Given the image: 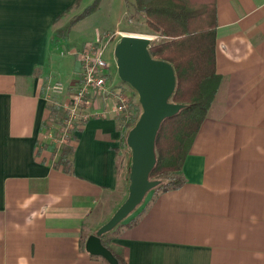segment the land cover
I'll return each mask as SVG.
<instances>
[{"label":"crops","instance_id":"obj_1","mask_svg":"<svg viewBox=\"0 0 264 264\" xmlns=\"http://www.w3.org/2000/svg\"><path fill=\"white\" fill-rule=\"evenodd\" d=\"M210 1L221 81L183 184L152 193L104 238L125 264H264V0ZM74 3L0 0V264H108L83 242L127 197L111 96L90 98L93 114L62 146V126L46 123L47 104L79 88L72 77L74 90L50 99L44 82L55 19ZM111 82L135 109L134 91Z\"/></svg>","mask_w":264,"mask_h":264},{"label":"trees","instance_id":"obj_2","mask_svg":"<svg viewBox=\"0 0 264 264\" xmlns=\"http://www.w3.org/2000/svg\"><path fill=\"white\" fill-rule=\"evenodd\" d=\"M133 1V7L142 14L149 31L161 37L150 44V55L154 59L170 63L174 69L176 85L169 100L184 105L175 115L162 121L156 134V162L149 174L150 179L159 181L158 185L151 189L153 195H156L159 192L177 189L183 184L181 167L184 158L215 98L221 81L215 66L216 35L210 25L213 21L214 4L210 0ZM69 9L70 7L67 10ZM61 15L55 21H58ZM83 15L81 13L78 18L81 19ZM47 108L50 114L46 123L55 121L63 126L67 113L56 104H47ZM140 110L138 103L133 109V105L129 102L131 115L129 123H123V118L118 117L121 146L126 149L127 155L130 152L126 144L127 132L137 120ZM45 125L44 123L43 127H46ZM75 130L76 128L69 132L68 141L74 139ZM70 148H63L59 164L70 165L66 159L72 151ZM126 169L125 178L128 187L129 161ZM137 219H132V224ZM119 225L121 222L114 229ZM112 231L113 229L102 234L101 241L119 264H125L121 253L104 242V238Z\"/></svg>","mask_w":264,"mask_h":264},{"label":"water","instance_id":"obj_3","mask_svg":"<svg viewBox=\"0 0 264 264\" xmlns=\"http://www.w3.org/2000/svg\"><path fill=\"white\" fill-rule=\"evenodd\" d=\"M150 41L146 35L123 34L113 52L117 76L136 92L141 110L126 136V144L131 152L127 197L84 243L85 251L102 257L108 264L119 263L102 243L101 235L125 219L142 203L145 194L158 185L159 181L149 178L156 162V134L162 121L184 106L169 100L176 85L174 69L170 63L152 58L149 53Z\"/></svg>","mask_w":264,"mask_h":264},{"label":"rangeland","instance_id":"obj_4","mask_svg":"<svg viewBox=\"0 0 264 264\" xmlns=\"http://www.w3.org/2000/svg\"><path fill=\"white\" fill-rule=\"evenodd\" d=\"M132 3H134L133 0H77L58 19L53 28L50 67L44 79L46 92L50 99H58L60 96L51 90V87L56 83L62 84L64 91L69 93L74 90V86L69 82L73 77L77 81L75 85L79 87L81 84V68L75 52L83 50L87 45L95 48L100 47L103 53L102 57L108 65L107 70H109L112 78L131 89L127 83L122 82L117 76L113 53L116 43L123 34L146 35L151 39L150 44L161 38L149 31L142 14L135 10ZM81 13L84 15L79 19L78 16ZM134 93L136 94L135 91ZM130 156L131 152H129L126 160L129 161V167ZM151 194L152 190H149L142 202L149 199ZM130 215L125 219H128ZM125 219L121 221L122 224ZM109 235H112V233Z\"/></svg>","mask_w":264,"mask_h":264},{"label":"built area","instance_id":"obj_5","mask_svg":"<svg viewBox=\"0 0 264 264\" xmlns=\"http://www.w3.org/2000/svg\"><path fill=\"white\" fill-rule=\"evenodd\" d=\"M81 68V84L79 88L70 94L68 98L57 103L66 113L67 117L61 127V135L57 139V143L62 146L67 143L69 132L75 129L79 124L91 116V100L94 95H100L103 99L111 96L115 101L113 111L118 117L123 118V123H129V95L125 90L116 88L113 91L111 80H114L107 70V62L103 59L102 49L87 45L83 50L76 51ZM51 90L61 95L64 92L62 84L56 83ZM50 96L48 95L47 98Z\"/></svg>","mask_w":264,"mask_h":264}]
</instances>
